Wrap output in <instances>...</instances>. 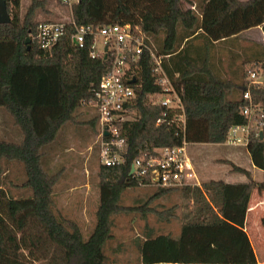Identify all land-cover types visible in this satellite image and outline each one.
Instances as JSON below:
<instances>
[{
    "label": "trees",
    "instance_id": "trees-1",
    "mask_svg": "<svg viewBox=\"0 0 264 264\" xmlns=\"http://www.w3.org/2000/svg\"><path fill=\"white\" fill-rule=\"evenodd\" d=\"M44 1L29 0L20 13V0H5L10 21L0 23V107L19 129L15 140L0 136V264H6L13 251L23 249L21 241L26 236L32 248L43 251L49 243L60 247L65 264H103L112 217L131 211L142 217L147 209L146 202L120 203L125 189L139 185L129 174L132 162L143 152L183 142L223 144L231 126L247 123L243 109L249 102L258 110L251 118L245 150L250 162L264 171V0H77L69 9L76 26H90L95 31L128 23L139 28L146 36L144 41L160 57L166 77L181 90L184 119L183 123L175 120L173 111L156 102L155 96L165 92L157 86L153 63L144 51L132 65L139 84L134 105L137 116L117 124L123 139L122 162L105 166L97 143L91 145L100 161L95 173L99 199L94 227L83 238L79 224L55 206L56 188L66 169L62 163L55 166L53 159L68 147L66 129L77 132L87 125L98 135L94 102L110 57L98 54L92 58L91 37L78 46L72 41L75 28L71 25L56 42L41 47L36 37L41 21L35 20V14ZM252 27H261L263 42H248L241 62H232V69L225 70L233 77L238 75V81L221 76L210 62V46ZM251 72L261 76V84L249 83ZM81 108L89 114L86 121L78 120ZM14 161L23 167L24 179L18 187L28 189L29 197L13 195L4 185L2 179ZM229 164L232 172L245 174L246 181L207 179L198 185L160 187L161 193L178 189L184 200H191V208L182 216L176 236L146 230L139 246L141 262L256 263L243 228L250 193L264 190V180L257 181L242 166ZM8 218L18 231L1 230ZM32 220L44 233L27 235L23 231Z\"/></svg>",
    "mask_w": 264,
    "mask_h": 264
},
{
    "label": "built area",
    "instance_id": "built-area-1",
    "mask_svg": "<svg viewBox=\"0 0 264 264\" xmlns=\"http://www.w3.org/2000/svg\"><path fill=\"white\" fill-rule=\"evenodd\" d=\"M60 1L70 9L72 3L77 0ZM68 25L75 28L72 41L78 46L82 45L87 36L91 37L92 58L98 54L110 57L109 69L99 81V90L94 102L99 114L97 145L102 164L112 166L123 160V139L119 136L117 124L130 122L137 116L134 105L139 84L136 83L132 65L137 63L144 51L148 52L153 63L151 72L156 77L157 86L165 92L163 95L155 96L156 102L173 111L172 117L175 120L184 122L181 90L166 77L160 57L156 56L151 46L144 41L146 36L137 26L128 23L112 24L93 31L90 26H76L70 16L63 21H41L36 27V37L40 46L47 48L56 42ZM98 41H101L100 48L97 45ZM248 79L250 84L262 83L261 76L254 72L249 74ZM132 80L134 81L131 82ZM243 97L248 99V92H244ZM255 110H258L257 106L250 102L244 107L243 113L247 116V123L231 126L224 143L235 146L247 145L250 122ZM186 148L187 144L183 142L181 145L143 152L132 162L129 174L137 179L141 186L174 188L198 185Z\"/></svg>",
    "mask_w": 264,
    "mask_h": 264
},
{
    "label": "rangeland",
    "instance_id": "rangeland-1",
    "mask_svg": "<svg viewBox=\"0 0 264 264\" xmlns=\"http://www.w3.org/2000/svg\"><path fill=\"white\" fill-rule=\"evenodd\" d=\"M44 3V7L42 9L39 8L36 11L35 20H37V22L42 20L63 21L70 16L69 9L58 3L57 0H45ZM28 4L29 0H20L17 10L22 13ZM182 5L183 7L188 6L185 4V1L182 2ZM97 45L100 48L101 41H98ZM223 68L224 70L232 69L230 64H224ZM85 110L86 108L80 109L78 120L86 121L88 119L89 114H87ZM12 122L11 116L0 107V136L2 138L7 140L17 139L16 136L17 133H19V129ZM83 126L84 127L77 132L74 131V128H68L64 131L65 135L68 136V147L55 156L53 164L57 166L59 163H62L66 169L65 177L60 180V183H58L56 188L55 206L62 214L72 218L79 224L82 236L83 238H86L94 227L95 209L99 199L95 173L99 167L100 161L97 152L92 151L91 148L93 143H97V136L87 129L89 126ZM240 148L244 151L245 146H235L227 143L221 145L190 143L187 145L186 149L195 176L200 182L202 180L210 179V177H217L218 179H223L227 182H239V177L241 176L240 173L229 172L227 175L226 173L231 170L229 161L242 167L247 166L248 159L245 158L242 151H239ZM10 165V169L7 173L8 176L2 179L4 185L8 187L7 189H9L10 193L13 195H21L23 198L29 197L30 191L28 189L18 187L24 179L22 164L14 161ZM255 178L258 181L264 180V172L256 171ZM146 187L147 188L143 189L150 190V187ZM138 188L141 187L133 186L123 191L120 203L123 205H132L136 203L143 204L146 202V205L149 204L154 206L151 207V209H156L158 203L157 200H153L154 196L148 199L149 193L137 194L135 191H137ZM146 199H148V201H145ZM262 206L260 207L261 220L254 224H247L248 233L252 239L255 250L257 251V255L261 259L264 258V205L262 204ZM184 209L185 206H182L177 211L182 213L184 212ZM260 216L258 219H260ZM180 218L182 219V217ZM155 219V215H149V218H145V221L142 219L141 213L135 211L118 213L112 217L111 231L116 237L122 235L120 239L124 240V246L134 248V239L131 240L130 236L136 234L142 235L145 231V227L143 226L147 224V222L150 226L156 227L157 223ZM1 230L5 233H9V231H18L13 220L9 218L3 223ZM23 231L26 232V234L35 232L44 233V229L34 220L30 221ZM25 238L27 239H22L21 241V246H23L21 254L23 255V258L25 259L26 255L29 257H33L34 254L38 256L40 253H38L37 249L30 246L31 239H29L28 236ZM48 245H50V252L56 257L61 258L60 251L62 249L60 247H54V244L49 243ZM17 254V252L13 251L10 256H16ZM17 257L19 258V256ZM29 257H27V259ZM43 257L42 254L39 255V258L42 261ZM6 264H8V259ZM38 264L46 263L41 262ZM61 264L65 263L62 262Z\"/></svg>",
    "mask_w": 264,
    "mask_h": 264
},
{
    "label": "crops",
    "instance_id": "crops-1",
    "mask_svg": "<svg viewBox=\"0 0 264 264\" xmlns=\"http://www.w3.org/2000/svg\"><path fill=\"white\" fill-rule=\"evenodd\" d=\"M238 38H235V37ZM233 38L224 39L222 41H215L213 45L210 46V62L217 67V69L220 71L221 76L226 78H231L235 81H238V75L233 77L230 73L224 70V64H230L232 62L238 64L241 62V59L244 56V48L248 42L255 41L258 43L263 42V33L261 30V27H252L249 29H246L244 31H241L239 34H237ZM239 151H242L245 158L248 159V164L245 168L248 170L251 174V177L255 180V172H264L262 170H258L249 159L247 151L244 149ZM249 167V168H248ZM232 172L231 170L226 173V175ZM233 173V172H232ZM238 173V172H236ZM241 176L239 177V182L246 181L247 179L245 177V174L240 173ZM197 178V177H196ZM210 179H218L217 177H210ZM198 183L199 180L197 179ZM258 181V180H257ZM261 181V180H260ZM138 188L137 191H135L137 194H145L149 193L148 199H150L152 196L153 200H157L158 206H156V209H151V207H154L153 205H147V209L145 210V215L142 216V219L145 220V218H149V215H155L157 226H150L147 222L143 227H145V231L142 235H132L130 236V239L134 241V248H131L129 246H124L123 242L124 240H121V236L116 237L115 234L111 231V237L105 242L103 247V253L105 256V260L103 264H145L141 262V257L139 253V246L142 240L146 237V230L147 232H150V230H153V232L157 233H171V235L176 236L179 233V228L182 219V217L190 208H191V200H184L181 196V193L178 189H172L167 192H160L162 189L157 187H150V190H144L143 188H147L146 186L137 185ZM126 190V189H125ZM124 190V191H125ZM255 192L250 193L249 198V204H248V210L246 212L245 216V222H244V230L246 231L250 243L252 245V248L254 250L255 256H256V263L255 264H264V258H259L257 255V251L255 250V247L253 245L252 239L248 233L247 224L248 223H256L261 220V209L260 207L262 204L264 205V190H252ZM177 197V199H176ZM137 199V198H136ZM135 199V200H136ZM146 199L145 201H148ZM187 201V202H184ZM140 202V201H139ZM133 205V204H132ZM182 206H185L184 212L177 211ZM149 207V208H148ZM263 207V206H262ZM188 209V210H187ZM155 210V211H154ZM260 216V219L258 217ZM146 221V220H145ZM148 221V219H147ZM20 234L17 233V237H19ZM55 247V245H54ZM56 248H58L56 246ZM34 249H37L38 256L35 254L33 257L25 256L26 258H23V255H21L19 252L22 250H18V254L15 256H10L8 259V262L11 264H25L28 262V264H38L41 262H44L46 264H61L64 262L62 250L61 252V258L56 257L54 254L50 252V245L44 246V249L42 251L41 247H34ZM44 256L43 261L39 258V255ZM19 256V258L17 257ZM8 257V256H7ZM27 257H29L27 259ZM30 259V260H29ZM65 263V262H64ZM153 264H202V263H153Z\"/></svg>",
    "mask_w": 264,
    "mask_h": 264
},
{
    "label": "water",
    "instance_id": "water-1",
    "mask_svg": "<svg viewBox=\"0 0 264 264\" xmlns=\"http://www.w3.org/2000/svg\"><path fill=\"white\" fill-rule=\"evenodd\" d=\"M10 21V16L6 10L5 0H0V23H7ZM26 43L29 42V38H26ZM132 80L131 82H133ZM106 134V132H104ZM260 137H262V134L260 133Z\"/></svg>",
    "mask_w": 264,
    "mask_h": 264
}]
</instances>
